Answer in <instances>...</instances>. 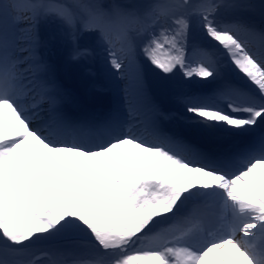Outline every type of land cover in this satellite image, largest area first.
<instances>
[{"label": "snow or ice", "instance_id": "obj_1", "mask_svg": "<svg viewBox=\"0 0 264 264\" xmlns=\"http://www.w3.org/2000/svg\"><path fill=\"white\" fill-rule=\"evenodd\" d=\"M48 26L103 49L123 114L63 110ZM155 85L232 139L167 131ZM0 264H264V0H0Z\"/></svg>", "mask_w": 264, "mask_h": 264}, {"label": "bare ground", "instance_id": "obj_2", "mask_svg": "<svg viewBox=\"0 0 264 264\" xmlns=\"http://www.w3.org/2000/svg\"><path fill=\"white\" fill-rule=\"evenodd\" d=\"M103 2H106V0H103ZM51 32L52 33H56L57 34L56 37L52 36ZM42 36L44 37V41L46 42L44 47H48L50 49L51 54H53V55L56 54V53H60V51H62V49H63L62 47L65 46V43L64 42H67L65 39H62L61 38L60 31L55 26H48L45 29H43L42 30ZM89 40L90 39H88L87 37H85V38H82L80 40V42H82V41L83 42H89ZM95 44H96V42H95ZM68 48H70V47H68ZM46 53H47V50L45 51V54ZM59 64H60V62L58 61V65ZM112 73H115V72L109 66L106 69V74H108L110 77L115 78V75H112ZM121 87H122V85H120V86H113V87L110 86V89L115 93V95H117V93L119 91H121ZM106 95L109 97L108 94H106ZM118 102L120 103L121 100H118ZM164 104H166V103H164ZM172 118L175 119V120L183 121L184 122V120L182 118H180V117H176L175 116V117H172ZM46 248L47 247L41 248V250H46Z\"/></svg>", "mask_w": 264, "mask_h": 264}, {"label": "rangeland", "instance_id": "obj_3", "mask_svg": "<svg viewBox=\"0 0 264 264\" xmlns=\"http://www.w3.org/2000/svg\"><path fill=\"white\" fill-rule=\"evenodd\" d=\"M108 1V2H107ZM112 3L113 2V0H106V2L105 3ZM70 48H72V46L70 47ZM41 246H44V245H41ZM41 246H39V247H41Z\"/></svg>", "mask_w": 264, "mask_h": 264}]
</instances>
